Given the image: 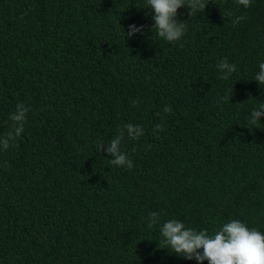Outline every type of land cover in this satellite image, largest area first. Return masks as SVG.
Wrapping results in <instances>:
<instances>
[{"label": "trees", "instance_id": "16d2710c", "mask_svg": "<svg viewBox=\"0 0 264 264\" xmlns=\"http://www.w3.org/2000/svg\"><path fill=\"white\" fill-rule=\"evenodd\" d=\"M205 3L178 9L186 30L168 42L147 0H0V137L17 104L30 109L0 144V264H197L164 244L172 219L264 233V116L249 122L264 102V0ZM131 24L143 33L126 38ZM128 123L144 129L121 144L132 169L96 148Z\"/></svg>", "mask_w": 264, "mask_h": 264}, {"label": "clouds", "instance_id": "9594fccd", "mask_svg": "<svg viewBox=\"0 0 264 264\" xmlns=\"http://www.w3.org/2000/svg\"><path fill=\"white\" fill-rule=\"evenodd\" d=\"M149 9L154 10L153 28L159 37L168 42L180 40L186 30L184 23H178L177 11L184 5L190 9V16L196 11H204L205 0H147ZM239 5L244 8L250 7L252 0H237ZM232 14L229 13V16ZM243 16L235 17L232 21L233 26L243 20ZM144 26L137 27L135 24L128 26L125 33L126 38L132 37L137 33H143ZM222 73L221 78L227 80L232 73L236 71V65L230 64L227 59L220 61L217 65ZM260 85H264V63H260L259 72L254 78ZM229 96L224 99L229 101ZM30 111L23 103L16 106V111L11 113L9 119L13 122L12 130L6 136L0 137V144L4 149H8L10 143L24 132V123L26 114ZM163 111L171 113L170 106H165ZM264 116V102H261L257 108L250 113V123L255 125L260 117ZM163 130L162 124L155 125L154 132ZM127 135L132 140H137L144 135V129L140 125L128 123L123 126L118 135H116L105 149L103 143L97 144L98 151H106L112 159L110 163L119 167L132 169L133 161L128 154L122 151L121 144ZM161 225L160 213L150 212L148 215V227L152 228ZM160 233L164 238V244L178 256L188 260H195L197 264H203L205 260L208 264H264V233L256 228H249L240 220H230L213 235H209L206 230L196 231L193 228L186 227L179 220L172 219L163 222L160 226ZM202 249V252L200 251Z\"/></svg>", "mask_w": 264, "mask_h": 264}]
</instances>
